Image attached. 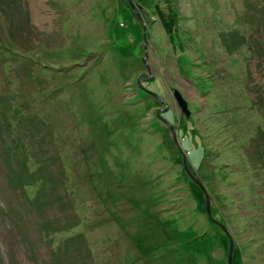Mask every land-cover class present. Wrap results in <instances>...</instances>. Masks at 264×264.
<instances>
[{"label": "rangeland", "instance_id": "374dc122", "mask_svg": "<svg viewBox=\"0 0 264 264\" xmlns=\"http://www.w3.org/2000/svg\"><path fill=\"white\" fill-rule=\"evenodd\" d=\"M229 237L264 264V0H0V264H227Z\"/></svg>", "mask_w": 264, "mask_h": 264}, {"label": "water", "instance_id": "95a60500", "mask_svg": "<svg viewBox=\"0 0 264 264\" xmlns=\"http://www.w3.org/2000/svg\"><path fill=\"white\" fill-rule=\"evenodd\" d=\"M130 1V0H129ZM175 97L177 99V102L181 108V110L184 112V113H188V109H187V106H186V102L183 98H181V96L178 94V92L176 91L175 92ZM183 166L184 168L186 169L187 173H189V175L191 176L190 172L187 170V165H186V162H185V158H183ZM192 177V176H191ZM194 180L198 183V186L202 189L203 193H204V200H205V208H206V211L209 214V202H208V195L204 189V187L202 186V184L200 182H198L195 178ZM229 241H230V245H229V251H228V256H227V264H230V259H231V251H232V241H231V238L229 237Z\"/></svg>", "mask_w": 264, "mask_h": 264}]
</instances>
